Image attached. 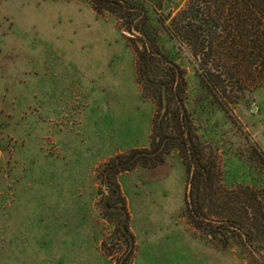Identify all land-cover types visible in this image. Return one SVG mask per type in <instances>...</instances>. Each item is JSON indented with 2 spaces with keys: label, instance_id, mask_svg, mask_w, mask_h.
<instances>
[{
  "label": "rangeland",
  "instance_id": "obj_1",
  "mask_svg": "<svg viewBox=\"0 0 264 264\" xmlns=\"http://www.w3.org/2000/svg\"><path fill=\"white\" fill-rule=\"evenodd\" d=\"M125 1L142 15L100 0H0V264H264V84L243 81L232 97L207 86L167 29L188 0ZM138 44L183 72L167 116L151 79H171ZM155 118L169 136L153 153L163 161L119 173L118 195L107 165L151 150Z\"/></svg>",
  "mask_w": 264,
  "mask_h": 264
},
{
  "label": "trees",
  "instance_id": "obj_2",
  "mask_svg": "<svg viewBox=\"0 0 264 264\" xmlns=\"http://www.w3.org/2000/svg\"><path fill=\"white\" fill-rule=\"evenodd\" d=\"M100 1L114 3L117 8L108 7L110 10L128 12L129 15H134L135 19L145 10L125 0ZM140 22L137 21L134 24L138 29H140ZM167 29L176 38L190 45L203 69V80L213 91L232 97L233 93L246 90L243 81L250 79L256 87L264 84V0H188L186 6L167 25ZM150 47L149 51L139 50L141 58H145V55L150 53L151 62L161 66L171 79L170 82L165 83H158L151 79L158 91L160 113L167 116L171 104L177 103L181 81L178 83L176 81L178 78H183V72L177 63L161 55L156 45L151 44ZM144 61L148 63L149 57ZM147 73L150 74L149 71ZM181 106L178 102L176 120L183 137ZM163 120L164 118L160 121L155 118L154 129L161 133L154 135L151 150L133 149L128 153L116 155L108 163L106 178L109 187L113 188L114 192L117 191L118 195L120 193L116 178L119 173L133 170L138 165L152 167L163 161L162 153L158 157L153 156V153L162 146H167L164 141L169 136L164 133L165 120ZM185 136L182 139L184 150L188 144ZM191 163L198 164L195 156L192 157ZM193 185L192 195L196 189V183ZM119 198L123 202L122 210L125 215L123 231L132 245L133 237L129 231L125 199L120 196Z\"/></svg>",
  "mask_w": 264,
  "mask_h": 264
},
{
  "label": "water",
  "instance_id": "obj_3",
  "mask_svg": "<svg viewBox=\"0 0 264 264\" xmlns=\"http://www.w3.org/2000/svg\"><path fill=\"white\" fill-rule=\"evenodd\" d=\"M133 31L138 35H142L141 32L139 30H137L136 28H133ZM187 195H188V201L190 203V207H192V196H191V187L190 186L188 188Z\"/></svg>",
  "mask_w": 264,
  "mask_h": 264
},
{
  "label": "flooded vegetation",
  "instance_id": "obj_4",
  "mask_svg": "<svg viewBox=\"0 0 264 264\" xmlns=\"http://www.w3.org/2000/svg\"><path fill=\"white\" fill-rule=\"evenodd\" d=\"M133 28H136V27H135V26L132 27V32L135 33V32L133 31ZM136 29L139 30V31L141 32V34H142V35H138V34L135 33L136 35H138V36H140V37L144 35V34H143V33H144L143 30H140V29H138V28H136ZM138 45H139V44H138ZM144 46H145V45H144ZM144 46H143V47H144ZM150 46H151V45H150ZM150 46L145 47V48H146L145 50H146V51H147V50L149 51V50L151 49ZM139 50L144 51L143 48H142V46H140V45H139ZM161 55L165 56L163 53H161ZM165 57L167 58V56H165Z\"/></svg>",
  "mask_w": 264,
  "mask_h": 264
}]
</instances>
